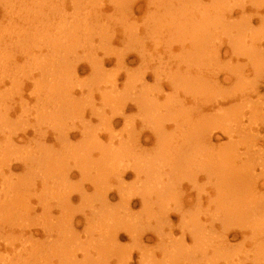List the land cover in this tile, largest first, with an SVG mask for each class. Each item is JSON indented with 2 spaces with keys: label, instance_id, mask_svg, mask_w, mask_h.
<instances>
[{
  "label": "rangeland",
  "instance_id": "374dc122",
  "mask_svg": "<svg viewBox=\"0 0 264 264\" xmlns=\"http://www.w3.org/2000/svg\"><path fill=\"white\" fill-rule=\"evenodd\" d=\"M255 89L264 99V0H0V264H264V105ZM226 95L235 103L211 113L212 153L186 145L185 156L160 144L170 131L171 144H180L207 112L201 99ZM222 125L237 130L233 141ZM219 155L244 169L246 191L213 176L208 161ZM220 194L246 208L244 218L223 216ZM250 202L255 215L247 220Z\"/></svg>",
  "mask_w": 264,
  "mask_h": 264
},
{
  "label": "bare ground",
  "instance_id": "6f19581e",
  "mask_svg": "<svg viewBox=\"0 0 264 264\" xmlns=\"http://www.w3.org/2000/svg\"><path fill=\"white\" fill-rule=\"evenodd\" d=\"M49 1V0H48ZM172 1V0H171ZM202 1V0H201ZM8 3H10V2H8ZM12 3V2H11ZM21 3V2H20ZM50 3V2H49ZM217 3V2H216ZM237 3V2H236ZM44 4V3H43ZM47 4V3H46ZM87 4V3H86ZM224 3H222V5H223ZM42 3H40V2H38V4L36 3V5H35V7H37L38 8V10H36V9H33L34 11H32L30 8L29 9H27V10H31L32 12H33V14L37 17V18H39V16H44L45 15V13L43 12V10H42ZM219 5V4H218ZM225 5V4H224ZM5 6H6V4H5ZM22 6H23V4H22ZM195 6V5H194ZM9 7H10V5H9ZM44 7V6H43ZM52 8H53V5L51 6ZM1 8H2V6H1ZM3 8H5V7H3ZM23 8V7H22ZM55 8V7H54ZM209 8V7H208ZM26 9V8H25ZM48 9H50V6H49V8ZM198 9V8H197ZM36 10V11H35ZM54 10V9H53ZM180 10V9H179ZM222 10H225V9H222ZM230 11V10H229ZM224 12V11H223ZM10 13V12H9ZM21 13V12H20ZM30 13V12H29ZM182 14H183V12H181ZM28 14V13H27ZM31 14V16H32V13H30ZM172 14V13H171ZM205 14V13H204ZM221 14V13H220ZM228 14H229V12H228ZM201 15V14H200ZM5 16H7V14L5 15ZM201 16H203V15H201ZM49 17L50 16H47V18L49 19ZM202 18V17H201ZM28 19V18H27ZM88 19V18H87ZM182 19V18H181ZM221 19V18H220ZM219 19V20H220ZM31 20V19H30ZM30 20H28V21H30ZM37 20H39V19H37ZM213 20V19H212ZM205 21V20H204ZM214 21V20H213ZM233 21V20H232ZM34 22V21H33ZM208 22H209V25H210V21L208 20ZM30 23V22H29ZM205 23H206V21H205ZM229 23V22H228ZM34 24V23H33ZM38 25H43V26H48L49 24L48 23H46V22H42L41 21V19L38 21V23H37ZM186 24V23H185ZM235 24V23H234ZM237 24V23H236ZM225 25V24H224ZM198 26V25H197ZM202 26V25H201ZM226 26V25H225ZM195 27V26H194ZM34 28H35V26H34ZM191 28H193V27H191ZM199 28H202V27H199ZM206 28V27H205ZM205 28H204V30H205ZM212 28H214V27H212ZM37 28H35V30H36ZM42 29V31L45 29H43V28H41ZM196 29V28H195ZM222 29V28H221ZM30 30V29H29ZM34 30V31H35ZM40 30V29H39ZM46 30V29H45ZM194 30V29H193ZM13 31V30H12ZM23 31V30H22ZM38 31V30H37ZM36 31V32H37ZM58 31V32H57ZM56 32L59 34V33H64V31H62L61 29L60 30H57ZM185 31V30H184ZM196 31V30H195ZM262 31V30H261ZM35 32V33H36ZM193 32V31H192ZM229 32V31H228ZM232 32V31H231ZM44 33V32H43ZM56 33V34H57ZM68 34V33H67ZM183 34V33H182ZM207 34V33H206ZM208 34H209V32H208ZM48 35V34H47ZM64 35H65V33H64ZM198 35V34H197ZM35 36V35H34ZM53 36H55L54 34H53ZM214 36V35H213ZM37 37V36H36ZM63 37V36H62ZM65 37H66V35H65ZM64 37V38H65ZM68 37H70V36H68ZM27 38V37H26ZM67 38V37H66ZM190 38V37H189ZM63 39V38H62ZM46 40V39H45ZM242 40V39H241ZM246 40V39H245ZM44 41V40H43ZM48 41V40H47ZM63 41H64V39H63ZM19 42V41H18ZM28 42V41H27ZM241 42V41H240ZM243 42V41H242ZM244 43V42H243ZM32 44V43H31ZM34 44V43H33ZM32 44V45H33ZM233 44H236V43H233ZM20 45V44H19ZM18 45V46H19ZM30 45V44H29ZM45 46H46V44H45ZM237 46V45H236ZM54 47V46H53ZM196 48H199V47H196ZM200 48H202V47H200ZM203 48H205V47H203ZM220 48V47H219ZM218 48V49H219ZM12 49V48H11ZM62 49V48H61ZM66 49H68V48H66ZM65 49V50H66ZM207 49V48H206ZM243 49V48H242ZM241 49V50H242ZM217 50V49H216ZM67 51V50H66ZM198 51V50H197ZM203 52H204V50H202ZM201 51V52H202ZM206 51V50H205ZM55 53L57 52V51H54ZM54 52H53V55H54ZM188 52V51H187ZM202 52V53H203ZM207 52V51H206ZM205 52V53H206ZM8 53V52H7ZM90 53V52H89ZM110 53V52H109ZM205 53L203 54V55H205ZM208 53V52H207ZM49 55V54H48ZM56 55V54H55ZM58 55V54H57ZM56 55V56H57ZM60 55V54H59ZM108 55V54H107ZM117 55V54H116ZM189 55V54H188ZM7 56V55H6ZM43 56V55H42ZM60 56H62V55H60ZM59 56V57H60ZM120 56V55H119ZM187 56V55H186ZM189 56H192V55H189ZM188 56V57H189ZM194 56V55H193ZM208 56V55H207ZM236 56V55H235ZM34 57V56H33ZM208 57H210V56H208ZM207 57V58H208ZM35 58H37V57H35ZM41 58V57H40ZM82 58V57H81ZM84 58V57H83ZM192 58V57H191ZM206 58V59H207ZM218 58V57H217ZM250 58V57H249ZM87 59V58H86ZM252 59V58H251ZM144 60V59H143ZM46 62H49L47 59L45 60ZM55 61V60H54ZM74 61V60H73ZM81 61V60H80ZM87 61V60H86ZM93 61V60H92ZM199 61V60H198ZM200 61H201V59H200ZM204 61V60H203ZM45 62V63H46ZM208 62H209V60H208ZM50 63V62H49ZM42 64H44V63H42ZM60 64V63H59ZM184 64V63H183ZM197 64V63H196ZM46 65V64H45ZM182 65V64H181ZM210 65V64H209ZM49 66V64L47 65V67ZM54 66V65H53ZM223 66V65H222ZM39 67H40V65H39ZM59 67V66H58ZM58 67H56V68H58ZM253 67V66H252ZM43 68V67H42ZM49 68V67H48ZM60 68V67H59ZM41 69V68H40ZM44 69V68H43ZM50 69H51V66H50ZM54 70H55V67L53 68ZM257 69V68H256ZM261 69V68H260ZM60 70V69H59ZM61 70H63V69H61ZM240 70V69H239ZM48 71V70H47ZM157 71V70H156ZM242 72V71H241ZM60 73H62L61 71H60ZM232 74V73H231ZM241 74V73H240ZM55 75V74H54ZM62 75H63V73H62ZM112 76V75H111ZM59 77V76H58ZM62 77H64V76H62ZM61 77V78H62ZM170 77V76H169ZM185 78H187V77H185ZM189 78V77H188ZM188 78H187V80H188ZM194 78V77H193ZM52 79V78H51ZM67 80V79H66ZM94 80V79H93ZM166 80V79H165ZM62 81H64V80H62ZM68 81V80H67ZM109 81V80H108ZM169 81V80H168ZM194 81H195V79H194ZM212 81V80H211ZM215 81V80H214ZM228 81V78L226 77V78H224L223 79V82H227ZM51 82H53V80L51 81ZM58 83H59V81H57ZM65 82V81H64ZM64 82H62L63 84H65ZM175 82V81H174ZM210 82V81H209ZM61 83V84H62ZM177 83H178V81H177ZM17 84V83H16ZM42 84V83H41ZM44 84V83H43ZM68 84V83H67ZM67 84L66 85H60V83H59V85H57V86H63V89H65L66 87L65 86H67ZM129 84V83H128ZM174 83H172V85H173ZM175 84H176V82H175ZM187 84V83H186ZM214 85H215V83H213ZM35 85V84H34ZM45 85H46V83H45ZM114 85V84H113ZM202 85V84H201ZM213 85V86H214ZM39 86H41V85H39ZM52 86V85H51ZM51 86H49V88L51 87ZM116 86V85H115ZM182 86H183V84H182ZM185 86V85H184ZM55 87H56V85H55ZM70 87V86H69ZM68 87V88H69ZM159 87V86H158ZM200 87V86H199ZM235 87V86H234ZM245 87V86H244ZM35 88V87H34ZM58 88V87H57ZM62 88V87H61ZM60 88V89H61ZM112 88V87H111ZM177 88V87H176ZM182 88V87H181ZM16 89V88H15ZM41 89H42V87H41ZM40 89V90H41ZM53 89V88H52ZM55 89V88H54ZM53 89V90H54ZM60 89H59V91H60ZM67 89V88H66ZM66 89H65V92H67L66 91ZM115 90H116V88H114ZM204 89H206V88H204ZM207 89H209L208 88V86H207ZM206 89V90H207ZM234 89H238V88H234ZM69 90V89H68ZM161 90V89H160ZM38 91V90H37ZM55 91H58V90H55ZM58 91V92H59ZM70 91V90H69ZM180 91V90H179ZM197 91H199V90H197ZM211 91V90H210ZM233 91V90H232ZM237 91V90H236ZM243 91V90H242ZM254 93H255V95L259 98V94H258V92L256 91V89L255 90H252ZM53 93H55V92H53ZM104 93H106V92H104ZM109 93V92H108ZM188 94H190L189 92H187ZM64 94V93H63ZM107 94V93H106ZM226 94V93H225ZM233 94V93H232ZM47 95V94H46ZM68 95V94H67ZM91 95V94H90ZM104 95V94H103ZM111 95V94H110ZM142 95V94H141ZM19 96V95H18ZM37 96H38V94H37ZM53 96H54V94H53ZM71 96V95H70ZM107 96H108V94H107ZM107 96L105 95L104 97H106L107 98ZM112 96V95H111ZM137 96V95H136ZM143 96V95H142ZM144 96L146 97V95L144 94ZM144 96H143V98H144ZM213 96V95H212ZM219 96V95H218ZM232 96H234V95H232ZM232 96H221V97H214V98H211V97H209L208 99H210V100H208V99H206V98H204V99H201V100H203V101H201L202 102V107H206L207 106V112H205V114H204V112H203V114H200V116L198 117L199 119H198V121H196V122H198V123H196L194 120V122L195 123H193L192 121L190 122V123H193V126L195 125V127H191V128H194L193 129V132H192V135H191V133H190V135H188L186 132H185V134H187L188 135V137L185 135H182V132L180 133L179 132V134L177 135V136H179V135H181V136H184V138L181 140V142H180V144H174V143H172L171 144V142L173 141V136H172V134H173V132L172 131H170V132H168V133H165L162 137H161V134H160V144H162V145H164L163 147H165L166 148V150H168L170 147H172L171 149L172 150H177L178 152H179V154L181 153V155H182V153H183V155H185L186 156V154L188 153L187 151V149H186V145L190 148L191 146H195V147H192V149L194 148V152L195 151H197V152H195V153H199V151H200V154H203L204 153V147L206 148V147H208V151L210 152V153H212L211 152V150H212V147H213V145H212V143H211V138L213 137V135H214V133H215V131L213 130V128H215L216 129V127H213L212 125H213V123H212V121L214 120V117L212 118V116H213V114H211V113H213V110L216 108V107H221V106H226V105H230L232 102H234L235 101V98L234 97H232ZM20 97V96H19ZM39 97V96H38ZM69 97V96H68ZM92 97V96H91ZM109 97V96H108ZM205 97V96H204ZM256 97V98H257ZM102 98H103V96H102ZM105 98V99H106ZM142 98V99H143ZM172 98V97H171ZM246 98V97H245ZM249 98H250V96H249ZM2 99V98H1ZM147 99V98H146ZM153 99V98H152ZM169 99V98H168ZM198 99H200V98H198ZM21 100V99H20ZM65 100V99H64ZM69 100V99H68ZM107 100V99H106ZM108 100H109V98H108ZM112 100V99H111ZM154 100V99H153ZM172 100V99H171ZM170 100V101H171ZM241 100H242V102L244 101V100H246V99H242V95H241ZM2 101V100H1ZM23 101V100H22ZM113 101V100H112ZM180 101V100H179ZM259 101H260V105L262 104V106L264 105V99L262 98V97H260L259 98ZM27 102V101H26ZM50 102V101H49ZM123 102V101H122ZM156 102V101H155ZM183 102V101H182ZM181 102V103H182ZM239 102V101H238ZM241 102V101H240ZM239 102V103H240ZM249 102V101H248ZM248 102H244L245 103V105L243 104L242 106L244 107L245 106V109H247L246 108V104L248 103ZM253 102V101H252ZM255 103H256V105L258 104L257 102V99L254 101ZM5 103H6V101H5ZM65 103H66V101H65ZM199 103V102H198ZM235 103V102H234ZM254 103V104H255ZM168 104V103H167ZM199 104H201V103H199ZM34 105H36V104H34ZM144 105V104H143ZM160 105V104H159ZM164 104H162V105H160V106H163ZM236 105V104H235ZM235 105H234V108H235ZM237 105H240L241 106V104H237ZM237 105H236V107H237ZM249 105V104H248ZM252 105H253V103H252ZM141 106V105H140ZM145 106H147V105H145ZM149 106H152V105H148V107ZM231 106L233 107V103L231 104ZM231 106H229V107H231ZM254 106V105H253ZM258 106V105H257ZM256 106V107H257ZM78 107V106H77ZM201 107V108H202ZM231 107V108H232ZM243 107H241V109L240 110H243L242 108ZM10 108V107H9ZM8 108V109H9ZM114 108V107H113ZM145 108V107H144ZM238 108H239V106H238ZM254 108V107H253ZM258 108H259V106H258ZM74 109V108H73ZM78 109V108H77ZM160 109V108H159ZM163 109V108H162ZM218 109V108H217ZM221 109V108H220ZM228 109V108H227ZM237 109V108H236ZM252 109V108H251ZM251 109L249 110V111H251ZM256 109V108H255ZM74 110H76V108L74 109ZM73 110V111H74ZM146 110V109H145ZM201 110V109H200ZM224 110H226V109H224ZM232 110H233V108H232ZM231 110V111H232ZM239 110V109H238ZM257 110V109H256ZM223 111V110H222ZM234 111V110H233ZM246 111V110H245ZM258 111V110H257ZM228 112V111H227ZM181 113V112H180ZM224 113V112H223ZM222 113V114H223ZM226 113V112H225ZM225 113H224V115H225ZM237 114L239 113L238 111L236 112ZM254 113V112H253ZM117 114V113H116ZM185 114V113H184ZM229 114L231 115V112H229ZM232 114H234L233 112H232ZM250 114V113H249ZM258 114V113H257ZM96 115V114H95ZM150 115V114H149ZM168 115V114H167ZM176 115V114H175ZM235 115V114H234ZM241 115H243L242 113H241ZM53 116V115H52ZM57 116V115H56ZM179 116V115H178ZM180 116H182V115H180ZM186 116H187V114H186ZM233 116V115H232ZM252 116V115H251ZM25 117V116H24ZM171 117V119H173V117L172 116H170ZM169 117V118H170ZM224 117V116H223ZM109 118V117H108ZM175 118V117H174ZM183 118V117H182ZM218 118V117H217ZM51 119V118H50ZM188 119H190V118H188ZM219 119V118H218ZM217 119V121H219ZM240 119V118H239ZM243 119H244V117H243ZM112 120V119H111ZM153 120V119H152ZM168 120H170V119H168ZM167 120V121H168ZM176 120V119H175ZM231 120V119H230ZM166 121V122H167ZM229 121V120H228ZM234 121V120H233ZM1 122H3V120H1ZM5 122H6V120H5ZM177 122V121H176ZM237 122V121H236ZM235 122V123H236ZM10 123V122H9ZM24 123V122H23ZM104 123V122H103ZM189 123V122H188ZM188 124L189 125V127L190 126H192L191 124ZM228 123H231V122H228ZM234 123V122H233ZM168 124V123H167ZM209 124H212L211 125V127L209 128L208 127V125ZM225 124V123H224ZM237 124V123H236ZM235 124V125H236ZM8 125H10V124H8ZM21 125H22V122H21ZM55 125V124H54ZM164 125V124H163ZM227 125H229V124H227ZM232 125V124H231ZM12 126V125H11ZM52 126V125H51ZM127 126V125H126ZM174 126V125H173ZM176 126V125H175ZM220 126V125H219ZM237 126V125H236ZM13 127H14V125H13ZM18 127V126H17ZM16 127V128H17ZM24 127V126H23ZM165 127V126H164ZM177 127H179V126H177ZM221 127H223V128H221L220 130H221V132H222V134L221 135H224V136H226L227 137V139H229L230 140V142L231 141H233V139L235 138L234 137V134L235 135H238V134H236V131L234 132V134H233V131L231 130V132H229V128L230 127H228V131H226V129H224V125H222ZM240 127V126H239ZM238 127V128H239ZM246 127V126H245ZM162 130H163V128L162 127H160ZM235 128V127H234ZM237 128V127H236ZM237 128V129H238ZM248 128V127H247ZM249 128H251V127H249ZM108 129V128H107ZM112 129V128H111ZM217 129H218V127H217ZM240 129H241V127H240ZM13 130V129H12ZM11 130V131H12ZM95 130V129H94ZM150 130V129H149ZM174 131H176L175 130V128L173 129ZM183 129H181V131H182ZM219 130V129H218ZM179 131V130H178ZM185 131V130H184ZM217 131V130H216ZM39 133V132H38ZM87 133V132H86ZM158 134H159V132H157ZM195 133V134H194ZM155 134V133H154ZM251 134V133H250ZM259 134V133H258ZM42 135V134H41ZM62 135H64V134H62ZM66 135L67 134H65L64 135V137H66ZM86 135H88V134H86ZM91 135V134H90ZM194 135V136H193ZM68 136V135H67ZM239 136H240V134H239ZM246 135H244V137H245ZM87 137V136H86ZM154 137L156 138V139H159L158 137H156L155 135H154ZM257 137H258V135H257ZM176 138V137H175ZM191 138V139H190ZM239 138V137H238ZM237 138V139H238ZM240 138H242V137H240ZM33 140V139H32ZM179 141H180V139H178ZM178 140H176V141H178ZM35 141V140H34ZM247 141H248V139H247ZM96 142V141H95ZM122 142V141H121ZM158 143V142H157ZM193 145H192V144ZM243 143V142H242ZM14 144V143H13ZM12 144V145H13ZM67 144V143H66ZM101 144V143H100ZM99 144V145H100ZM235 144V143H234ZM233 144V145H234ZM1 145V144H0ZM10 145V144H9ZM65 145V144H64ZM93 145V144H92ZM94 145H95V143H94ZM98 146V145H97ZM96 146V147H97ZM104 146V145H103ZM119 146V145H118ZM160 146V145H159ZM230 146V145H229ZM238 146H240L239 144H238ZM237 146V147H238ZM254 146V145H253ZM88 147V146H87ZM93 147V146H92ZM126 147V146H125ZM160 147H162V146H160ZM181 147V148H180ZM233 147V146H232ZM236 147V148H237ZM9 148H11V146L9 147ZM81 148V147H80ZM109 148H110V146H109ZM115 148H117V147H115ZM114 148V149H115ZM122 148V147H121ZM120 147L118 148V149H121ZM124 148V147H123ZM122 148V149H123ZM127 148V147H126ZM196 148V149H195ZM234 148L235 147H233L232 149L234 150ZM12 149V148H11ZM14 149V148H13ZM30 149V148H29ZM41 149V148H40ZM83 149V148H82ZM106 149V148H105ZM113 149V150H114ZM121 149V150H122ZM203 149V151H201ZM214 149V148H213ZM49 150V149H48ZM159 150V149H158ZM161 150V149H160ZM160 150H159V152H160ZM206 150H207V148H206ZM217 150V149H216ZM223 150V149H222ZM16 151V150H15ZM17 151H18V149H17ZM32 151V150H31ZM126 151V150H125ZM224 151H226V149H224ZM227 151H230L231 152V150H227ZM112 153H113V151H111ZM127 152V151H126ZM158 152V151H157ZM158 152V153H159ZM162 152H163V149L161 150V154H162ZM229 152V153H230ZM235 152V153H234ZM234 152L232 151L231 153L233 154L234 153V156H235V154H238V151H236V150H234ZM20 153V152H19ZM87 153V152H86ZM106 153H107V151H106ZM116 153V152H115ZM122 153H125V152H122ZM167 153V152H166ZM175 153V152H174ZM215 154H216V152H214ZM213 153V154H214ZM230 153V154H231ZM7 154H9L8 152H7ZM6 153L4 154V155H7ZM16 154H18V153H16ZM27 154V153H26ZM88 154H90L89 152H88ZM109 154V153H108ZM107 154V155H108ZM165 154V152H163V155ZM200 154H198V155H200ZM207 154V153H206ZM227 154V153H226ZM229 154V155H230ZM10 155V154H9ZM100 155V154H99ZM162 155V156H163ZM197 155V154H196ZM196 155L193 157L194 158V160H195V157H196ZM212 155V154H211ZM221 155V154H220ZM220 155L219 156H217V157H215V158H209V161H208V163L211 165V167H212V169H213V167H214V169H215V167H217L216 168V170H212L211 169V171L213 172L212 174H213V176L214 177H219V176H222L223 178H226L227 179V177H229L230 178V181L228 180V181H226L227 183H226V185H230L232 182H235L236 184H234V186H236L235 187V189H233V190H237L238 191V189H236L237 188V186L238 187H240V188H244V191H246V189H245V183H244V185H243V183L242 184H240V180H239V178H241L242 179V177H241V172L242 171H244V169L243 170H241L240 168H239V166H238V168L240 169H238L237 167L235 168V166H233V165H235V162L233 161V160H231V157H230V159L228 158V156H227V158L230 160V163H231V161L234 163V164H231V165H229L228 163H227V159L224 157V159H223V157H220ZM83 156V155H82ZM102 156V155H101ZM100 156V157H101ZM103 156H104V154H103ZM103 156H102V158H103ZM160 156V155H159ZM166 155H164L163 157H165ZM173 156V155H172ZM171 156V157H172ZM203 156V155H202ZM207 156V155H206ZM223 156V155H222ZM226 156V155H225ZM237 156H240V155H237ZM241 156H242V153H241ZM261 156V155H260ZM11 157V156H10ZM26 158H29L30 159V157L28 156H25ZM24 156H23V158H25ZM83 157H85V155L83 156ZM86 157H89V156H87L86 155ZM85 157V158H86ZM113 157H114V155H113ZM154 157V156H153ZM157 157V156H156ZM176 156H174V158H175ZM247 157V156H246ZM19 158H22V156L21 157H19ZM19 158H17V159H19ZM80 158V157H79ZM105 158H108V157H105ZM152 158V157H151ZM199 158V157H198ZM241 158H243V157H241ZM1 159V158H0ZM7 159V158H6ZM42 159H43V157H42ZM81 159V158H80ZM88 159V158H87ZM90 159V158H89ZM88 159V160H89ZM92 159H93V157H92ZM120 159V158H119ZM158 159V158H157ZM170 159V158H169ZM172 159H173V157H172ZM196 159H197V157H196ZM199 159H201V158H199ZM216 161H215V160ZM233 159V158H232ZM19 160H21V159H19ZM19 160H16V161H19ZM56 160V159H55ZM100 160V159H99ZM105 160V159H104ZM168 160V159H167ZM177 160V159H176ZM187 160H189L188 158H187ZM217 163V161H218V163H220L221 164V166H216V165H218V164H216L214 161ZM227 160V161H226ZM235 160H236V158H235ZM240 160V159H239ZM13 161V160H12ZM15 161V160H14ZM22 161V160H21ZM23 161H24V159H23ZM33 161H34V159H33ZM48 161V160H47ZM103 161V160H102ZM106 161V163H107V161H109L110 162V160H105ZM150 161V160H149ZM168 161H170V162H168L169 164L170 163H172V160L170 159V160H168ZM184 161H186L185 159H184ZM183 161V162H184ZM207 161V160H206ZM10 162V161H9ZM92 161L90 160V163H91ZM115 162H116V160H115ZM141 162V161H140ZM148 162V161H147ZM187 162V161H186ZM18 162H16V164H17ZM39 163V162H38ZM52 162H50V164H51ZM89 163V164H90ZM93 163V162H92ZM105 163V162H104ZM155 163H157V161L155 162ZM167 163V162H166ZM174 163V162H173ZM172 163V164H173ZM185 163V162H184ZM194 163V162H193ZM243 163V162H242ZM40 164V163H39ZM41 164H42V162H41ZM82 164V163H81ZM111 164V163H110ZM162 164V163H161ZM168 164V165H169ZM190 164V163H189ZM216 164V165H215ZM227 164L229 165V169H228V166H227ZM13 165H14V163H13ZM87 165V164H86ZM92 164H90V171H91V168H92V166H91ZM155 165V167L154 168H157L156 167V165L157 164H154ZM167 165V164H166ZM167 165V166H168ZM171 165V164H170ZM185 165V164H184ZM193 165V164H192ZM243 165V164H242ZM12 165H11V162L10 163H8V167H11ZM17 166H18V164H17ZM142 166L143 165H140V168H142ZM162 166V165H161ZM180 166H181V164H180ZM187 166V165H186ZM189 166V165H188ZM202 166V165H201ZM244 167H245V165H243ZM13 167V166H12ZM88 167V166H87ZM149 167H150V169L152 168L153 169V167H152V165H150V162H149ZM148 167V168H149ZM164 167V166H163ZM162 167V168H163ZM170 168H171V166H169ZM174 166H172V169H174L173 168ZM182 167V166H181ZM206 167V166H205ZM209 168H210V166H208ZM218 167H220V168H218ZM130 168V167H129ZM128 168V169H129ZM133 168V167H132ZM139 168V169H140ZM147 168V169H148ZM166 168V167H165ZM168 168V167H167ZM167 168H166V170H167ZM177 164H176V170H177ZM195 168V167H194ZM13 169V168H12ZM131 169V168H130ZM138 169V171L136 170L135 172H130V174H137L136 176H138V172L140 171ZM149 169V171L150 172H152V170H150ZM202 169V168H201ZM218 169V170H217ZM10 170V169H9ZM30 170V169H29ZM32 170V169H31ZM30 170V171H31ZM95 170H97L96 168L94 169V171ZM133 170V169H132ZM153 170H156V169H153ZM169 170H171V169H169ZM223 170V172H221ZM87 171V170H86ZM127 170H122L121 172H118V177H119V179L121 180L122 179V177H124V176H126V174H127V172H126ZM149 171H147L146 173V177H148V172ZM164 171H165V169H164ZM186 171V170H185ZM200 171V170H199ZM207 171V170H206ZM215 171V172H214ZM66 172V171H65ZM154 172V171H153ZM217 172V173H216ZM248 172H249V170H248ZM33 173V172H32ZM82 173V172H81ZM89 173V172H88ZM91 173V172H90ZM142 173V172H141ZM7 174V173H6ZM69 174V173H68ZM85 174V173H84ZM140 174V173H139ZM177 174V173H176ZM189 174V173H188ZM191 174V173H190ZM208 174H209V172H208ZM247 174V173H246ZM64 175V174H63ZM117 175V174H116ZM165 175V174H164ZM171 175V174H170ZM244 175H245V172H244ZM42 176V175H41ZM62 176V175H61ZM84 176V175H83ZM166 176V175H165ZM172 176V175H171ZM177 176V175H176ZM246 176V175H245ZM32 177V176H31ZM246 177H248V176H246ZM85 178V177H84ZM86 178H88V176L86 175ZM157 178V177H156ZM210 178V177H209ZM24 179H26V178H24ZM165 179V178H164ZM166 179H168V178H166ZM246 179H248V178H245L244 177V179H242V180H245L244 182H247V183H249V181H246ZM262 179V178H261ZM85 180V179H84ZM84 180H82V181H84ZM28 181V180H27ZM158 181V180H157ZM239 181V183H238V185H237V182ZM254 181V180H253ZM64 182V181H63ZM195 182V181H194ZM224 182H225V180H224ZM243 182V181H242ZM94 183H97L96 181L94 182ZM94 183H92V185L94 186ZM99 183V182H98ZM166 183V182H165ZM170 183V182H169ZM168 183V184H169ZM218 183V182H217ZM62 184V183H61ZM160 184V183H159ZM172 185H173V182L171 183ZM232 184V185H233ZM239 184H240V186H239ZM264 184V183H263ZM32 185V184H31ZM95 185H97V184H95ZM155 185H157V184H155ZM162 185V184H161ZM166 185H167V183H166ZM172 185L170 186V187H172ZM241 185H243L242 187H241ZM151 186V185H150ZM152 186H154L153 184H152ZM151 186V187H152ZM167 186H169V185H167ZM33 187V186H32ZM95 187V186H94ZM102 187V186H101ZM169 187V188H170ZM232 186H230L229 188H231ZM44 188V187H43ZM98 188V187H97ZM169 188H167L168 190H169ZM234 188V187H233ZM107 189V188H106ZM148 189V188H147ZM153 189V188H152ZM156 190H157V188H155ZM164 189V188H163ZM32 190V189H31ZM103 190V189H102ZM119 190V189H118ZM166 190V189H165ZM164 190V191H165ZM240 190H242V189H240ZM44 191V190H43ZM54 191V190H53ZM105 191V190H104ZM111 191V190H110ZM167 191V190H166ZM219 191V190H218ZM228 191V190H227ZM236 191V192H237ZM243 191V190H242ZM69 192V191H68ZM97 192V191H96ZM137 192H139V191H137ZM169 192V191H168ZM222 192V191H221ZM229 192V191H228ZM44 193V192H43ZM57 193V192H56ZM55 193V194H56ZM106 193H108V194H106V196L104 197L103 195L105 194V192H103V194L101 195L102 197H104V199H106L107 200V198L109 197V190L106 192ZM232 193V192H231ZM230 192L228 193V194H231ZM122 194H124V193H122ZM121 194V195H122ZM207 194V193H206ZM219 194V193H218ZM165 195H167V194H165ZM39 196V195H38ZM41 196V195H40ZM129 196H130V194L128 195V198H129ZM237 196V195H236ZM101 197V198H102ZM122 197V196H121ZM127 197V196H126ZM124 198V196H123V198L124 199H126L127 200V198ZM90 197H88V199H89ZM217 198V200L215 201L218 205H219V207H220V209L221 210H226V211H224L225 212V214L223 215V216H225V217H227V216H239V215H242L243 216V213H246L245 212V210H246V208H243V210L242 211H240L239 210V208H238V206L236 205V204H234V202H233V198H231V196H230V198H228V196H226V197H223V196H221V194L220 195H218V197H216ZM223 198H224V202H223ZM88 199L86 200V201H88ZM91 199V198H90ZM230 199H231V201H230ZM37 200H40V199H37ZM43 200H44V197H43ZM57 200V199H56ZM103 200V199H102ZM239 200H241V199H239ZM246 200V199H245ZM254 200V199H253ZM2 201H4V200H2ZM2 201H1V204H2ZM91 201V200H90ZM89 201V202H90ZM108 201V200H107ZM107 201H104V202H107ZM132 200H127V202L128 203H130ZM214 201V200H213ZM212 201V202H213ZM67 202V201H66ZM127 202H125V204H127ZM141 202H143V201H141ZM241 202H243L242 200L240 201V203ZM7 203V202H6ZM47 203V202H46ZM223 203H226L227 204V207L223 204ZM252 202H250L248 205H250ZM13 204V203H12ZM62 204H64L63 203V201H62ZM88 204V203H87ZM143 204V203H142ZM9 205V204H8ZM14 205H15V203H14ZM66 205V204H65ZM90 205H91V202H90ZM241 205V204H240ZM251 205H253V204H251ZM248 206V216L247 217H245V219H247V220H249V218H251V217H253L254 218V215H255V207H252V206ZM2 206V205H1ZM4 206V205H3ZM164 206V205H163ZM62 207V206H61ZM84 207H86V206H84ZM88 207V206H87ZM93 208H94V206H92ZM127 207V206H126ZM175 207V206H174ZM219 207H217L218 209H219ZM258 207V206H257ZM256 207V208H257ZM6 208H8V207H6ZM63 208H65V207H63ZM167 208H169L168 206H167ZM223 208V209H222ZM242 208V207H241ZM259 208V207H258ZM2 210V209H1ZM94 210V209H93ZM169 210H171L170 208H169ZM260 210V209H259ZM8 211H10V210H8ZM64 211V210H63ZM164 211H166L165 210V208H164ZM164 211H162L163 213H164ZM244 211V212H243ZM5 212V211H4ZM168 213H166V217L169 215V211H167ZM240 212V213H239ZM98 213H99V211H98ZM102 213V212H101ZM227 213V214H226ZM7 214V213H6ZM165 215V214H164ZM100 216V215H99ZM237 216V217H238ZM264 216V215H263ZM102 217V216H101ZM161 217V216H160ZM162 217H164V216H162ZM96 218V217H95ZM159 218V217H158ZM242 218V217H241ZM243 218H244V216H243ZM242 218V219H243ZM259 218V217H258ZM62 219H64V218H62ZM66 219V218H65ZM86 219V218H85ZM252 219V218H251ZM60 220V219H59ZM234 220V219H233ZM260 220V219H259ZM258 220V221H259ZM264 220V219H263ZM87 221H89V219L87 220ZM235 221V220H234ZM244 221V220H243ZM91 222V221H90ZM232 222V221H231ZM236 222H237V220H236ZM238 222H240V221H238ZM31 223V222H30ZM165 223V222H164ZM86 224V223H85ZM169 224V223H168ZM90 225V224H89ZM116 225V224H115ZM130 225V224H129ZM224 225V224H223ZM69 226V225H68ZM67 226V227H68ZM225 226V225H224ZM229 227H230V225H228ZM235 226V225H234ZM238 226V225H237ZM118 227V226H117ZM116 227V228H117ZM29 228V227H28ZM65 228V227H64ZM63 228V229H64ZM116 228H115V230H116ZM120 229H122V231H123V229H124V231L123 232H125L126 230H128L127 228L125 229L124 227L122 228V227H119ZM119 228H117V230L119 231L120 229ZM227 228V227H226ZM243 228V227H242ZM132 229V228H131ZM153 229V228H152ZM151 229V230H152ZM237 229V228H236ZM69 230H71V229H69ZM68 230V231H69ZM114 230V229H113ZM113 230H112V232H113ZM116 230V231H117ZM226 230H228V229H226ZM240 230V229H239ZM238 230V231H239ZM48 231V230H47ZM66 231V230H65ZM229 231V230H228ZM58 232V231H57ZM120 232H121V230H120ZM133 232V231H132ZM240 232V231H239ZM66 233V232H65ZM110 233H111V230H110ZM109 233V234H110ZM114 234H116L117 236H118V232H113ZM112 233V235H109L108 237L109 238H111V237H113V236H115L114 234ZM235 233V232H234ZM122 235V234H121ZM29 237V236H28ZM118 238H120V237H118ZM31 240V239H30ZM56 240V239H55ZM116 240V239H115ZM26 241V240H25ZM27 241H28V239H27ZM29 242V241H28ZM35 242V241H34ZM54 242V241H53ZM52 243V242H51ZM107 243V242H106ZM113 243H116V242H114V240H113ZM27 244V243H26ZM117 245H118V243H116ZM25 245V244H24ZM109 245V244H108ZM54 246V245H53ZM14 247V246H13ZM25 247V246H24ZM54 248V247H53ZM118 248H119V245H118ZM44 249V248H43ZM120 250H121V248H120ZM64 251V250H63ZM113 252V251H112ZM24 254V253H23ZM45 254V253H44ZM56 254V253H55ZM65 254V253H64ZM62 255V254H61ZM67 255V254H66ZM141 256V255H140ZM2 257V256H1ZM9 257V256H8ZM30 258V257H29ZM54 258V257H53ZM62 258V257H61ZM1 259V258H0ZM63 259V258H62ZM69 259H70V257H69ZM143 259H144V257H143ZM8 260V259H7ZM18 261H19V259H18ZM38 261V260H37ZM63 261V260H62ZM81 261V260H80ZM129 261V260H128ZM8 262V261H7ZM34 262V261H33ZM48 262H49V260H48ZM71 262V261H70ZM69 262V263H70ZM126 262V261H125ZM14 263H17V262H14ZM67 263H68V261H67ZM81 263V262H80ZM4 264H5V262H4ZM10 264V263H9ZM18 264H19V262H18ZM143 264V263H142Z\"/></svg>",
  "mask_w": 264,
  "mask_h": 264
}]
</instances>
